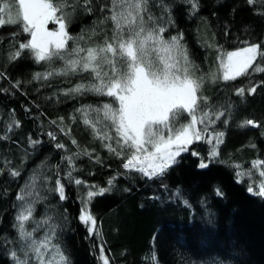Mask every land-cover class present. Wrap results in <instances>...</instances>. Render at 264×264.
Returning a JSON list of instances; mask_svg holds the SVG:
<instances>
[{
    "label": "trees",
    "instance_id": "trees-1",
    "mask_svg": "<svg viewBox=\"0 0 264 264\" xmlns=\"http://www.w3.org/2000/svg\"><path fill=\"white\" fill-rule=\"evenodd\" d=\"M163 2L170 8L172 22L164 38L183 35L181 44L192 75L203 78L199 95L208 98V108L226 110V115L209 127L210 132L224 134L219 156L209 167L199 168L201 157L208 161L211 147L202 140L189 145L163 175L148 178L124 169L122 157L104 146L112 143L120 151L114 131L107 129L112 141H102L77 111L102 103L116 108L112 98L68 93L75 85L88 83L89 73L34 78L36 73L59 72L64 62L37 63L28 50L12 59L19 43L27 42L30 35L22 31L19 22L6 24L0 27V264H17L13 252L24 258L23 241L14 225L18 224L15 217L21 203L17 195L32 200L27 195L30 191L38 192L40 198L33 203L32 219L25 228H36L33 238L39 239L47 225L37 228L36 222L50 218L49 223L57 226L53 242L59 244L70 264H103L101 246L109 264H264V198L247 191L250 185L257 190L264 181L260 175L264 164L256 168L252 164L264 161V72L254 71L257 66L264 67V56H258L248 72L235 80L224 81L219 68L221 52L251 44H259L264 51V2L197 0L196 9L190 0ZM158 3L150 0L149 10L156 16L161 14ZM85 7L82 0H73V8L64 9L67 31L75 38L69 40V50L96 47L105 35L111 37L112 23L105 20L110 0H91V12ZM3 18L8 19L7 12ZM252 86H257L256 92L249 94ZM239 88H244L243 96L236 95ZM204 107L201 101V110ZM87 119L95 123L97 114L89 111ZM188 119L186 115L178 117L179 123ZM249 119L259 127L241 126ZM97 129L103 134L101 124L97 123ZM30 140L39 143L30 144ZM58 143L64 148L55 147ZM85 151L91 156L84 155ZM65 156H73L74 168L62 159ZM70 169L73 178L85 183H72L66 175ZM13 170L19 175H11ZM57 172L64 185L63 200L52 191ZM34 174L35 187H28ZM90 186H94L92 191L108 189L87 204L97 221L92 234L78 219L84 208L81 198ZM216 188L222 196L216 194ZM30 264L36 261L32 259Z\"/></svg>",
    "mask_w": 264,
    "mask_h": 264
},
{
    "label": "snow or ice",
    "instance_id": "snow-or-ice-1",
    "mask_svg": "<svg viewBox=\"0 0 264 264\" xmlns=\"http://www.w3.org/2000/svg\"><path fill=\"white\" fill-rule=\"evenodd\" d=\"M90 2L91 0H82L86 6L85 10L89 12ZM248 2L254 3L255 0ZM190 3L193 9L198 7L197 0H190ZM76 6L79 7L80 4L77 3ZM156 6L161 10L159 16L149 10L150 0H110V14L105 20L112 23L111 37L105 35L102 44L96 47L85 49L75 46L69 50L68 42L75 41V38L67 31L68 15L64 9L73 8V0H60L58 3H53V0H11V3L9 0H0V27L19 22L22 31L30 35L27 42L19 43L11 58L17 59L23 50H28L37 63H51L53 60L64 62V67L59 72L53 69L43 74L36 73V79H47L55 74L66 76L77 72L89 73L91 79L88 83H79L70 88L68 93H94L97 96L109 97L117 107L102 103L95 108L87 106L77 111L83 113L84 123L89 125L94 135L102 141L113 140L112 134L107 130L111 128L120 151L113 147L112 143H105L104 146L109 152L122 157L124 169L139 172L148 178L163 175L178 162L177 158L182 153L188 151L189 145L202 140L211 147L208 151V161L201 157L198 167H209L211 161L219 156L218 149L224 135L222 132H210L209 127L226 115V110L208 108V98L199 95L203 78L192 75L186 49L181 44L183 35L164 38L166 28L172 23L170 8L163 0H159ZM13 11L15 18L12 17ZM6 12L7 20L3 18ZM165 16H168L167 20ZM50 21L58 25L57 30L48 29ZM82 53L84 55H81ZM258 56H264L259 44H251L227 53L221 52L219 68L222 70V79L230 81L245 75ZM254 71L264 72V67L257 66ZM16 86L19 87V82ZM256 89L257 86L250 87L249 94H254ZM244 91V88H239L236 95L243 96ZM201 101L205 105L203 110ZM89 111L97 114L95 123L87 119ZM181 115L189 118L187 123H179L178 117ZM227 122L225 119L224 123ZM14 123L19 126V121ZM52 123L55 124L56 121ZM97 123L104 128L103 134L97 129ZM197 125L202 126L203 130ZM247 125L259 127V124L251 119L241 124ZM11 129L12 126L9 125L8 130ZM48 135L55 139L53 133ZM29 143L37 144L39 141L30 140ZM72 143L75 144L76 141L73 140ZM55 147L63 149L64 145L58 143ZM83 154L91 156V153L86 151ZM192 154L199 155L195 152ZM62 159L67 161L71 168L75 167L73 156H65ZM252 164L256 168L264 164V161H253ZM245 174L251 173H238L239 176ZM11 175L18 176L19 173L13 170ZM56 175L52 191L57 192L63 200L64 185L60 182L58 172ZM66 175L76 185L85 183L73 178L71 169ZM260 175L264 177V170ZM113 179L108 181L109 185L113 183ZM35 180L34 174L27 186L35 187ZM91 187L94 186H90L81 198L84 208L78 217L87 227L89 234L96 232L97 221L87 204L94 196L103 195L108 191L107 188L92 191ZM247 191L264 198V181L259 183L257 190L250 185ZM215 192L218 196L223 195L219 188H216ZM27 195L33 199L26 200L25 195H17V200L21 203L15 217L18 224L14 225L23 241L24 258L16 257L15 252L12 256L17 259V264H30L32 259L36 264H70L59 244L53 242L56 239L57 226L49 223L50 218L36 222L37 228L47 225V231L39 239L33 238L36 228L32 231L25 228V224L32 219V205L40 198L38 192L30 191ZM100 252L103 264H109L108 257L103 254V246L100 247ZM29 253L32 255L29 256Z\"/></svg>",
    "mask_w": 264,
    "mask_h": 264
},
{
    "label": "rangeland",
    "instance_id": "rangeland-1",
    "mask_svg": "<svg viewBox=\"0 0 264 264\" xmlns=\"http://www.w3.org/2000/svg\"><path fill=\"white\" fill-rule=\"evenodd\" d=\"M49 30H57L58 29V25H55L53 22H49V24L47 25ZM237 50V49H236ZM235 51V50H232ZM230 52V51H229ZM198 126V125H197Z\"/></svg>",
    "mask_w": 264,
    "mask_h": 264
}]
</instances>
